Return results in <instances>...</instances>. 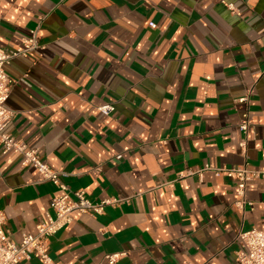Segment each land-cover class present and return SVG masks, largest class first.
I'll use <instances>...</instances> for the list:
<instances>
[{"label":"crops","instance_id":"1","mask_svg":"<svg viewBox=\"0 0 264 264\" xmlns=\"http://www.w3.org/2000/svg\"><path fill=\"white\" fill-rule=\"evenodd\" d=\"M32 31L42 50L6 66L5 132L39 149L70 191L129 199L74 213L49 240L52 260L108 264L126 252L118 264H236L240 232L264 231V179L248 184L254 206L240 211L234 179L181 175L264 169V0H0V49ZM106 104L110 116L98 111ZM21 162L0 152V213L16 243L59 194Z\"/></svg>","mask_w":264,"mask_h":264},{"label":"built area","instance_id":"2","mask_svg":"<svg viewBox=\"0 0 264 264\" xmlns=\"http://www.w3.org/2000/svg\"><path fill=\"white\" fill-rule=\"evenodd\" d=\"M229 8L233 10L232 5H229ZM150 27L156 28V25L151 23ZM40 50L42 47L37 39L36 31H32L30 36L23 40L21 48L9 52L0 49V152L4 155L8 153L20 155L22 166L35 169L41 180L49 181L59 189V194L51 200L50 211L47 213L46 219L37 225L36 234L24 235L19 243L14 242L10 234L5 231L6 218L3 213H0V264H20L34 258L41 259L44 264H63L55 263L48 254L49 240L73 222L74 213L100 216L105 213L108 207H119L129 202L128 198L117 197L94 202L88 198L83 190L70 191L60 178L61 172L48 165L39 149L31 148L24 140L17 139L5 132L14 117V113L6 107L14 84L13 79L6 71V66L15 58L26 57L28 54ZM247 101L248 98L246 97L238 102L246 103ZM98 111L105 116H110L115 112V106L113 104L102 105L98 107ZM240 130L245 137L239 143V148L241 154L246 156L248 151L247 137L250 131L248 113L243 116ZM206 172H212L216 177L224 175L236 181L237 201L235 207L238 210L245 211L247 206H254L246 199L247 187L252 181L264 179V169H251L248 163L235 167H215L207 164L202 169L181 175V178L186 175L202 177ZM238 243L236 264H264L263 230L253 228L240 232ZM126 256V252L107 254L104 261L108 264H118Z\"/></svg>","mask_w":264,"mask_h":264}]
</instances>
